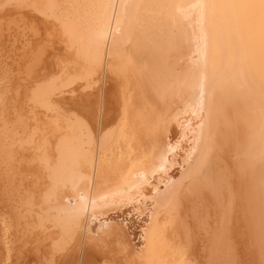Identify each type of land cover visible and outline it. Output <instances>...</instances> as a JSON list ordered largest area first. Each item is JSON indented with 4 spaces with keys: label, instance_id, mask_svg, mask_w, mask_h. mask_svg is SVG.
<instances>
[{
    "label": "bare ground",
    "instance_id": "obj_1",
    "mask_svg": "<svg viewBox=\"0 0 264 264\" xmlns=\"http://www.w3.org/2000/svg\"><path fill=\"white\" fill-rule=\"evenodd\" d=\"M121 2L139 7L129 9L118 30L114 23L111 38L98 47L85 34L88 68L97 78L94 87L81 79L73 89L95 91L96 99L106 92L107 137L101 146L94 131L63 120L62 127L75 130V142L61 146L63 160L51 176L41 163L42 148L56 116L26 108L28 90L18 86V79L10 87L5 83L6 68L13 73L17 66V73H27L35 60L44 63L46 50L34 45L41 17L28 9L0 11V53L10 47L0 57V264H17L15 244L24 238L40 242L41 264H167L178 257L171 226L164 235V218L172 219L177 202L187 213L202 176L221 169L231 172L236 196L231 249L240 260L239 254L245 255L244 264H259L264 249V161L258 53L244 54L224 38L205 51L199 10L190 7L200 0ZM15 45L19 61L11 60L12 53L10 66L7 60ZM57 47L62 49L59 41ZM202 77L206 106L201 135L192 106ZM49 87L65 85L57 77ZM125 95L127 115L122 120ZM79 99L63 97L72 102L69 107L78 106ZM59 144L52 142V150ZM76 218L78 228L73 225ZM193 248L198 261L211 258L227 264L231 255L227 243L214 246L207 234L194 237Z\"/></svg>",
    "mask_w": 264,
    "mask_h": 264
},
{
    "label": "snow or ice",
    "instance_id": "obj_2",
    "mask_svg": "<svg viewBox=\"0 0 264 264\" xmlns=\"http://www.w3.org/2000/svg\"><path fill=\"white\" fill-rule=\"evenodd\" d=\"M139 7L121 0H98L92 3H12L4 0L0 3V11L10 9H28L37 13L41 20L34 45L44 48L55 71L50 72L40 60H35L34 68L30 72L12 73L6 68L5 83L11 86L13 79L19 80V87L27 88L28 101L26 108L33 111L43 109L47 114H55V126L49 129L42 165L50 176L63 160L61 146L75 142V130L62 127V121L67 119L70 124L78 126L80 130L95 132L96 141L103 146L107 137L105 129L108 126L109 111L106 107V92L102 91L96 99L95 91L84 93L75 92L74 86L81 79L94 87L95 73L88 68L91 54L85 55L83 40L87 33L92 45L97 46L111 38L113 24L119 29L121 18L126 17L129 9ZM199 10L201 32L204 48L216 47L221 38L227 40L230 46L239 48L244 54L258 53L261 65V160L264 161V0H200L190 5ZM62 46L57 50L56 43ZM59 78L65 87L51 88L50 83ZM103 89V85H101ZM80 96L78 106L69 107L71 101H64L63 97ZM87 97V98H85ZM205 78L202 77L198 89V97L192 106V115L199 119L198 127L201 135L204 129L205 110ZM127 115V95H125V110L122 120ZM212 137H209L211 141ZM59 140L56 150H52V142ZM199 143V141H197ZM59 153V155H57ZM207 159V157H205ZM54 178V176H52ZM235 191L233 177L228 169H221L214 175H204L199 187L192 193L190 210L185 213L183 203L177 202L172 219L164 218L163 232L169 235L171 226L172 247L178 259L169 260L167 264H215L209 258L198 261L193 258V239H199L207 234L213 245L227 243L230 248V259L227 264H243L232 251V237L235 235ZM151 223V221H150ZM73 225L78 228L76 218ZM156 230H160V222H156ZM104 264H110L105 261ZM155 264V262H148ZM264 264V249L261 250V260Z\"/></svg>",
    "mask_w": 264,
    "mask_h": 264
},
{
    "label": "rangeland",
    "instance_id": "obj_3",
    "mask_svg": "<svg viewBox=\"0 0 264 264\" xmlns=\"http://www.w3.org/2000/svg\"><path fill=\"white\" fill-rule=\"evenodd\" d=\"M16 46L18 47V45H15L14 48H13V50H14V49H15V50H14L13 52H9V53H11L10 55H9V53H8L9 56L12 55V56L9 57V59L7 60L8 62H10V63H9L10 66L13 64L14 61H19V60H18V56H17L16 53H15V52L18 50ZM0 47H1L2 49H4V46H2V44L0 45ZM1 48H0V49H1ZM2 49H1V50H2ZM9 49H10V47H8V49H7V47H6L4 52L6 53V50H7V52H8ZM1 50H0V52L3 51V50H2V51H1ZM57 50H58V47H57ZM4 52H3V53H0V54H1L0 57H3V56H5V55L7 56V53L5 54ZM12 53H15V55H14L15 58H14V59L17 58L16 60H14V59L12 58V57H13V54H12ZM6 56H5V57H6ZM16 56H17V57H16ZM3 58H4V57H3ZM11 58H12V59H11ZM10 59H11L13 62H12ZM9 60H10V61H9ZM11 63H12V64H11ZM14 64H15V63H14ZM44 65H46L45 67H53V65H52V61H51V56L48 55V54H47V57L44 59ZM12 67H13V66H12ZM15 67H17V66H14V68H15ZM14 68H13V73H17V72H16V69H17V68H15V69H14ZM16 80H17V79H15V81H16ZM18 81H19V80H17V82H18ZM24 165H26V164H24ZM24 165H23V166H24ZM174 173H175V172H174ZM174 173H172V174H174ZM119 220H120V219H119ZM118 229H119V227H118ZM120 229H121L120 231L122 232L123 229H122V228H120ZM124 230H125V229H124ZM124 230H123V232H124ZM130 231H132V233H133V232H136L135 230L133 231V228H131ZM123 232H122V233H123ZM126 234H127V231H126ZM126 234H125V235H126ZM123 235H124V234H123ZM125 235H124L123 237L126 238ZM114 238H116V236H114ZM28 241H29V242H28ZM27 242H28V244L26 245ZM35 242H36V243H35ZM17 243H18V244H15V245H16V250H15V252L17 253V251H18V253H21V254H18V253L16 254V253H14V260L17 262V264H30V263H32V264H36V263H37V264H38V261H39V260H38V259H39V254H38V252H37V248L40 246V242H37L35 239H34V240H33V239H32V240H29V239L27 240L26 238H24L23 240H21V244H20L19 242H17ZM22 244H23V245H22ZM31 244H32V245H31ZM24 245L26 246V248H25ZM239 246H241V245H239ZM21 247H22V249H21ZM23 248H24V249H23ZM20 249H21V250H20ZM31 249H32V250H31ZM240 249L242 250L241 247H240ZM23 250L25 251V253H24V252L22 253ZM28 250H29V251H28ZM19 251H21V252H19ZM26 253H27V255H26ZM240 253H241V252H240ZM33 254H34V255H33ZM241 254H242V253H241ZM241 254H239V255L241 256L240 258H241V260H242V256L245 257V255H241ZM20 255H21V256H20ZM22 255H23V257H22ZM25 255H26V256H25ZM34 256H35V257H34ZM21 257H22V258H21ZM30 257H31V258H30ZM37 257H38V258H37ZM32 258H33V259H32ZM35 258H36V260H35ZM245 258H246V257H245ZM245 258H243V260H242L243 262H244V260H247V258H246V259H245ZM18 259H19L20 261H19ZM32 260H33V261H32ZM34 260H35L36 262H35ZM37 260H38V261H37ZM239 260H240V259H239ZM241 260H240V261H241ZM21 262H22V263H21ZM39 263H40V261H39ZM40 264H41V263H40ZM243 264H244V263H243ZM245 264H249L248 261H246Z\"/></svg>",
    "mask_w": 264,
    "mask_h": 264
}]
</instances>
